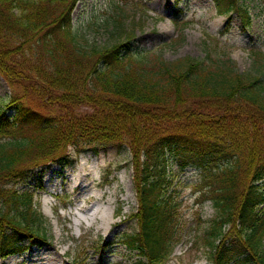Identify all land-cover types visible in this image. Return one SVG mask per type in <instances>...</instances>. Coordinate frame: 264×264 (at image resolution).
Wrapping results in <instances>:
<instances>
[{"label":"trees","instance_id":"obj_1","mask_svg":"<svg viewBox=\"0 0 264 264\" xmlns=\"http://www.w3.org/2000/svg\"><path fill=\"white\" fill-rule=\"evenodd\" d=\"M209 1L225 30L235 15L250 25L249 0ZM77 2L0 0V77L11 90L0 106V256L49 240L34 200L41 182L16 189L30 179L29 162L55 156L61 165V150L115 147L129 156L137 203L128 217L136 229L118 238L139 257L133 264H164L181 243L174 166L176 179L196 172L197 204L214 214L192 246L209 264H264V65L242 73L214 50L167 61L133 47L121 16L104 22L113 41L90 44L73 23ZM69 264L105 262L78 252Z\"/></svg>","mask_w":264,"mask_h":264},{"label":"rangeland","instance_id":"obj_2","mask_svg":"<svg viewBox=\"0 0 264 264\" xmlns=\"http://www.w3.org/2000/svg\"><path fill=\"white\" fill-rule=\"evenodd\" d=\"M247 4L251 22L246 29L235 15L224 30V19L215 15L208 0H78L72 18L90 44L113 41L117 33L104 22L121 16L123 33H133L135 48L154 52L167 61L186 56L202 59L207 51L214 50L227 54L240 72L255 74L264 65V0H249ZM114 5L121 7L119 15ZM175 10L180 11L179 26L173 23ZM181 23L185 26L180 27ZM251 50L260 53L263 62L254 61ZM10 98L11 90L0 77V106ZM63 153L67 160L61 165L55 156L34 158L28 164L32 169L29 181L16 187L17 191L35 192L41 182L34 200L48 222V243L42 247L23 243L18 252L0 256V264H69L78 252L90 262L101 259L105 264L140 260L118 240L136 229L128 218L137 208L127 165L129 156L115 147L99 149L97 154L78 153L71 147L61 150L60 155ZM80 163H84L81 178H74ZM168 170H173L174 184L179 187L177 226L181 243L164 264H209L205 252L192 243L213 217L212 207L209 203L197 204L196 172L180 174V180L175 178V166ZM261 186L264 190V183ZM100 193L101 200L97 198ZM81 207L89 211L81 212ZM98 208L106 211L109 223L100 219V213L96 222L90 219Z\"/></svg>","mask_w":264,"mask_h":264},{"label":"bare ground","instance_id":"obj_3","mask_svg":"<svg viewBox=\"0 0 264 264\" xmlns=\"http://www.w3.org/2000/svg\"><path fill=\"white\" fill-rule=\"evenodd\" d=\"M217 17H215L214 19H216ZM83 165H84V163H80V165L78 166V169H79V173L76 175V177H74V178H81V171L83 170ZM83 176V175H82ZM81 180V179H80ZM98 197L97 198H99L100 200L101 199H103L102 198V194L100 193L99 195H97ZM81 212H85V211H89V209L88 208H83V207H81L80 209H79ZM98 213H100L101 215L99 216L100 217V219H102L103 220V222L105 223V224H107V223H109V220L106 218V211H101L99 208H98V210L94 213H92L91 215H90V219L91 220H93L94 222H96V220H97V215H98Z\"/></svg>","mask_w":264,"mask_h":264}]
</instances>
